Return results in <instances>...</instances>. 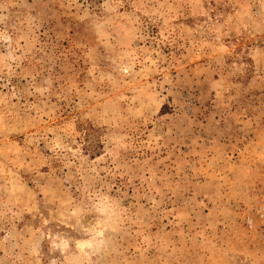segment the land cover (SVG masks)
Wrapping results in <instances>:
<instances>
[{
	"label": "rangeland",
	"instance_id": "374dc122",
	"mask_svg": "<svg viewBox=\"0 0 264 264\" xmlns=\"http://www.w3.org/2000/svg\"><path fill=\"white\" fill-rule=\"evenodd\" d=\"M0 264H264V0H0Z\"/></svg>",
	"mask_w": 264,
	"mask_h": 264
}]
</instances>
